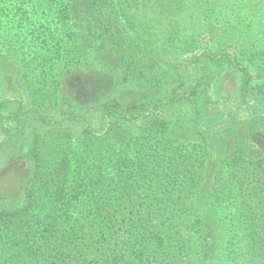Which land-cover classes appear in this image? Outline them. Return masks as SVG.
Instances as JSON below:
<instances>
[{"label":"rangeland","instance_id":"obj_1","mask_svg":"<svg viewBox=\"0 0 264 264\" xmlns=\"http://www.w3.org/2000/svg\"><path fill=\"white\" fill-rule=\"evenodd\" d=\"M56 2L0 0V210L18 208L24 221H35L38 186H69L74 169L78 178L95 175L100 159L122 138L156 135L157 125L141 117L151 108L168 139L200 144L198 155L207 160L204 182L227 169L225 159L237 149H264L263 91L244 97L243 75L223 58L204 55L207 49L239 52L252 83H263L264 0H117L130 15L131 33L141 37L143 77L122 73L105 51L71 55L77 43L56 28ZM202 73L195 93L183 98L187 84ZM108 109L140 112L141 122L112 127L115 119L102 116ZM85 126L94 135H84ZM214 219L222 222V208ZM226 224L216 228L219 234ZM76 236L86 239L77 234L65 240ZM25 242L6 245L2 264H39L36 240ZM173 248L166 245L162 253Z\"/></svg>","mask_w":264,"mask_h":264},{"label":"trees","instance_id":"obj_2","mask_svg":"<svg viewBox=\"0 0 264 264\" xmlns=\"http://www.w3.org/2000/svg\"><path fill=\"white\" fill-rule=\"evenodd\" d=\"M117 3L57 0L54 24L77 43L71 55L86 56L89 49L105 51L117 60L122 73L143 77L141 37L139 32L131 33L130 15L120 11ZM204 55L223 58L243 75L244 97L264 93V82L252 83L239 52L207 49ZM202 76L187 84L183 98L195 93ZM140 115L108 109L102 116L114 118L115 127L119 122L139 124ZM155 115L156 109L151 108L141 117L157 125L156 135L122 138L100 159L97 174L78 178L74 169L69 186H38L36 216L30 219L35 221H24L18 208L0 210V264L7 255L6 245L20 246L25 240L29 246L36 240L39 264H264V186H258L264 178V149H237L225 159L227 169L204 182L202 165L207 160L198 155L200 144L168 139L165 124L158 125ZM83 134L94 135L86 126ZM237 164L251 170L241 173ZM219 208L224 212L222 222L227 223L223 234L216 229L222 222L214 219ZM35 230L36 238L29 236ZM77 234L86 239L76 236L66 242L65 237ZM166 245L175 248L165 255Z\"/></svg>","mask_w":264,"mask_h":264}]
</instances>
